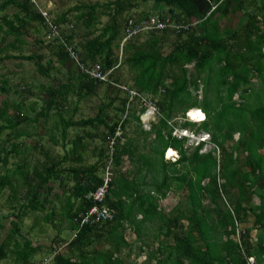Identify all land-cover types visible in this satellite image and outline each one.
<instances>
[{"label":"trees","instance_id":"16d2710c","mask_svg":"<svg viewBox=\"0 0 264 264\" xmlns=\"http://www.w3.org/2000/svg\"><path fill=\"white\" fill-rule=\"evenodd\" d=\"M146 2L158 9L155 14H164L160 8H167L165 14L187 27L134 36L122 44L120 59L115 51L124 36L120 17ZM8 6L15 7V11L0 16V32L13 36L16 42L8 46L22 44L31 23L47 30L44 17L29 0H2L0 12ZM237 11L244 16L235 27L225 28L221 20ZM48 12L67 43L75 44L73 49L81 62H98L104 71L111 69L114 82L128 81L130 88L151 95V99L157 94L158 117L143 129L132 106L125 116H109L106 109L115 100L120 101L116 110L125 113L126 97L121 96V89L81 72L58 37H36L35 43L46 48L47 55L39 52L0 56V61H33L37 72L45 77H51L54 70V80L56 72L67 70L65 81L45 85L40 110L35 111V101L28 104L34 116L23 113V100L1 101L0 135L6 137L0 144V195L7 188L12 191L7 204L10 212L3 217L13 218L9 234L0 237V261L12 254L19 264L36 263L33 257L42 244H32L27 237L20 242L13 233L19 232V223L29 211L46 209L56 182L63 190L62 196L55 193L62 202L60 214L71 222L74 235L67 241L64 253L47 245L48 250L54 248L50 252L55 253L52 264H127L123 253L131 246L123 232L126 225L143 239V245L150 247L146 263L250 264L248 259L252 257V264H264V0H106L80 3L59 13ZM132 15H127L123 24ZM135 15L145 17L150 13ZM104 16L106 20L102 22ZM124 72L128 77L124 78ZM12 88L7 77L0 78V92L12 91L11 96L32 94L26 85ZM100 94L108 95L109 100L98 106L94 116L74 120L72 114L65 115L70 95L76 101L75 112L82 99ZM190 107L204 111L206 119L197 128L210 134L215 147L200 151L203 142L185 147V137L172 135L175 126L196 124L177 121ZM195 112L203 116L201 110ZM50 117L58 133L51 138L63 149L62 155L52 154L38 140L31 147L19 139L32 134L21 128V123ZM131 121L135 123L131 134L125 136L124 142L117 141L110 155L109 137L118 125L125 135ZM99 126H103L102 131ZM71 127L81 132L69 136ZM168 146L178 150L175 161L163 157ZM32 148L43 154L41 161L34 160L31 166L29 156L20 157L8 167L10 156ZM90 153L96 157L94 162L87 161ZM126 160L132 164L130 171L118 168ZM109 162L117 170L105 203L116 209V215L100 225L80 224V214L93 204L87 194L102 183ZM171 190L181 191L184 199L165 210L162 201ZM53 214V210L47 212L43 220L51 221ZM0 227L5 225L0 222ZM149 234L151 238L145 239Z\"/></svg>","mask_w":264,"mask_h":264},{"label":"rangeland","instance_id":"374dc122","mask_svg":"<svg viewBox=\"0 0 264 264\" xmlns=\"http://www.w3.org/2000/svg\"><path fill=\"white\" fill-rule=\"evenodd\" d=\"M2 0H0L1 2ZM40 5L45 8L52 11V13H59L61 11H65L69 7L76 6L80 3H93L98 1L99 3L105 2L106 0H39ZM53 3V4H52ZM45 6V7H44ZM50 6V7H49ZM165 7H161L160 10L162 13H167ZM158 10L155 9V6L152 4V2H146V3H139L137 6H135L132 9H129L125 11L122 16L120 17L121 23L124 26V18L127 15L130 14H139L142 15L143 13H150L155 14L154 11ZM15 11V7L8 6L4 10L0 12V16L4 15L5 13L8 15H11L12 12ZM244 16L242 11H237L235 13H230L226 18H223L221 20L222 25L225 28L235 27L239 20ZM71 23H74L73 18H70ZM106 20V17H102V22ZM75 25V24H74ZM47 38V30L36 24L31 23V25L26 28L25 33L23 34V43L18 45L17 47L8 46V43L15 42L13 36H4L3 33L0 32V56L6 55V54H29V53H39V52H47L48 50L46 48H40L38 43L36 41V37H40L41 39ZM173 37V36H172ZM170 37V40L172 39ZM16 43V42H15ZM72 46L75 47V44L72 43ZM170 46V43L168 42L165 45L164 49H168ZM116 49V48H115ZM118 54V57L121 59L122 52L120 53V48L115 50ZM47 58V57H46ZM54 70L50 72L51 77H45L42 76L39 72H37L36 66L33 63V61L30 60H22V59H14V58H5L0 61V78L1 77H7L9 84L11 87L14 88L15 86L17 88H22L24 85H26V89L30 90L32 92L31 95L28 93H20L21 95L11 96L12 91L10 92H0V104L3 99H6L8 101L11 100H23L25 102L24 104V111L23 113L29 114L31 116L35 115V111L40 110L41 106L43 105L42 98L46 96L45 94V85H48L49 83H56L60 80L65 81L67 70L65 68L60 69L59 72H56L55 80L53 79ZM128 77L126 72H124V78ZM124 84L129 85V82L125 81ZM255 85L257 82L254 83ZM12 88V89H14ZM103 87H101L100 92L102 93ZM194 92V89H192V93ZM198 100L200 101L202 98L201 89L199 88L198 91ZM121 96H123V93H121ZM146 96V95H145ZM151 96V95H149ZM146 96V97H149ZM105 97V94H100V96H91L82 99L78 103V108L74 112V106L76 105L75 98L70 95L69 101H68V107L66 108L65 115L68 117L72 114L73 119L76 120L78 118L87 117V116H94L97 113L98 106L102 103H107L109 98ZM158 96L157 94L154 96V99L157 100ZM238 97H236L237 99ZM239 100V98L237 99ZM36 102L35 107L36 110L32 111L30 109V106L28 105L31 102ZM120 106V101L115 100L114 104L112 106H108L106 109V112L109 116L112 118L116 117H122L123 114L119 113L118 110H116V107ZM136 105H133L131 110L135 111V113L139 114L137 111ZM52 112V111H51ZM158 117V112H156L155 115H144L141 117V128L148 129L150 122L156 120ZM202 116H200L201 118ZM56 118V117H55ZM40 122H33L28 124L29 122H23L20 124L21 128H26L27 130L31 131L30 136H22L19 139L23 140L25 144L29 146H33L35 141H40L45 148H49L52 154H63V149L60 147V145L54 144L51 136L55 135L58 136V133L55 131L54 125L55 121L53 117H50L49 119H40ZM179 121V120H178ZM182 122V121H181ZM135 123L134 121H131L125 128L126 134L123 135L124 139L121 141L124 142L125 136L130 135L132 132V129L134 128ZM198 126L197 124L189 127L192 129H196ZM101 131L103 130V126L98 127ZM88 129H90L88 127ZM198 129V128H197ZM75 132H81L80 128L71 127L69 128V136H71ZM195 133V135H200L203 133V129H198ZM238 133H235L234 138H237ZM6 135L2 134L0 135V144L3 143V140L5 139ZM8 144V143H7ZM206 148H210V145H207ZM29 156V158L27 157ZM20 157H27L28 162L30 165H33L34 160H42L43 154L39 152L38 149L28 150L27 152L22 153L21 155H14L9 157L8 167L13 166V162H18ZM96 157H94L91 153L89 154V157L87 159L88 162H94ZM126 163L123 164V166L118 167L121 170L128 169L129 171L132 170V164L129 161H125ZM30 166V169H31ZM113 170L111 171V179L114 178V173L117 170L115 166L112 167ZM69 186L72 184V181H68ZM54 188L51 191L49 195V199L51 202L46 206V209L44 211L40 212H34L29 211L25 217L22 218L21 223H19V232L13 233V237L18 239L20 242H23L24 238L27 237L32 241V244L41 243L42 249L38 251L33 257L34 261L37 259H40L44 256H47L48 253H50L53 249L48 250L47 245H52L55 247V249H58L59 252H66L67 251V241L72 238L74 231L71 227V222L68 220L66 216H63L60 214L62 211L61 206L62 202H60L56 197L55 193L59 195H63L62 188L58 185V183L53 182ZM20 187H18L19 189ZM23 192V191H22ZM181 191H173L171 190L169 193H167L165 199L162 201V206L165 208V210L169 209L171 206L177 203L179 199H184L180 193ZM12 194V191L10 188H7L3 191V193L0 195V222H2L5 227H0V237L4 238L6 235L9 234L10 230V221L13 218L12 215H9L8 218L3 217V215L9 213V209L7 207V204L9 202L8 197ZM16 194L19 196V194L16 192ZM63 199V197L61 198ZM23 201V199H21ZM254 201H257V198L254 197ZM53 210L54 214L52 216V220L49 222H46L43 220V216L46 215L47 212H50ZM12 214V213H11ZM243 224L242 226H244ZM124 236L130 243V249H125L123 255L126 258L127 264H154V261L151 260L146 263L150 247L143 245L141 238L137 237L136 234L133 232V230L127 225L123 229ZM151 238V235L149 234L145 239ZM151 242V241H149ZM44 244V245H43ZM153 247H156V242L152 243ZM143 250V251H140ZM0 264H19L15 261L14 255L9 254L6 256V258L2 259L0 261Z\"/></svg>","mask_w":264,"mask_h":264},{"label":"built area","instance_id":"2783aa9c","mask_svg":"<svg viewBox=\"0 0 264 264\" xmlns=\"http://www.w3.org/2000/svg\"><path fill=\"white\" fill-rule=\"evenodd\" d=\"M30 3L33 4L35 9L44 17L45 23L47 25V38L58 37L61 42H63L66 50L69 52V56L78 65L79 70L83 73L88 74L92 79L99 82H111L112 84L119 87L123 93V96L126 97L125 103V114L128 112L129 108L133 105H136L138 108L137 111L139 113V118L141 119L144 115H155L158 112L157 104L155 99H151L150 97H146L144 94L138 92L134 88H130L128 85L124 83L114 82L110 78V70L104 71L101 65L98 62H94L90 65L85 64L80 61L79 55L73 49L74 46L67 43V40L62 36L59 27L49 18V12L47 9L43 8L40 5L39 0H29ZM187 25L182 21H175L167 14H150L145 17H140L137 15L129 16L124 24V36L120 43V52L122 44L137 36L141 33L151 31V30H160L164 28H185ZM143 108V110H141ZM192 108H198V110L202 111L203 116L201 120H193L191 116H189V110ZM206 115L204 111L199 107H190L185 110L184 117H179L178 120L181 121H191L196 124H199L202 121H205ZM175 120H177L175 118ZM177 120V121H178ZM178 121V122H179ZM172 122V121H171ZM196 131L189 127H179L175 126L172 129V135L177 138L185 137V147L196 146L200 142H203L202 148L200 151H206L207 145H210V148L215 147L213 142L211 141L210 134L203 130V133L200 135H195ZM124 139L123 137V129L118 125L113 136L108 139V148L109 153L112 155L117 141L121 142ZM170 148H174V153L168 155V150ZM216 153L218 154V148L216 147ZM163 157L170 161H175L179 157L178 150L175 147L168 146L165 148L163 152ZM111 163L109 162L103 171V181L96 188L88 192L87 197L93 202L92 206L85 212L80 214V224L84 225H100L108 221H112L116 215V209L109 204L105 203L106 196L108 195V190L111 181ZM54 252L42 257L35 264H52V259L54 256ZM250 264L253 263V258L249 257Z\"/></svg>","mask_w":264,"mask_h":264},{"label":"bare ground","instance_id":"6f19581e","mask_svg":"<svg viewBox=\"0 0 264 264\" xmlns=\"http://www.w3.org/2000/svg\"><path fill=\"white\" fill-rule=\"evenodd\" d=\"M196 110H198V108H192L190 111H189V116H191V118H193V120H201V118L200 117H198V115L196 114ZM195 120V121H196ZM171 149V148H170ZM168 150V155H170V154H172V153H174V148H172L173 150ZM172 152V153H171Z\"/></svg>","mask_w":264,"mask_h":264},{"label":"crops","instance_id":"0c3cea01","mask_svg":"<svg viewBox=\"0 0 264 264\" xmlns=\"http://www.w3.org/2000/svg\"><path fill=\"white\" fill-rule=\"evenodd\" d=\"M53 4V3H52ZM45 7V6H44ZM50 7V6H49ZM50 10V8L48 9V11ZM71 26V25H70ZM74 235V233H73ZM50 253H48L47 255H49ZM41 259V258H40ZM39 259L35 260V261H38Z\"/></svg>","mask_w":264,"mask_h":264}]
</instances>
